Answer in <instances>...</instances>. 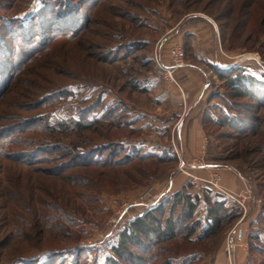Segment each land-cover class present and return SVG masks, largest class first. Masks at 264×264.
<instances>
[{
  "label": "rangeland",
  "instance_id": "1",
  "mask_svg": "<svg viewBox=\"0 0 264 264\" xmlns=\"http://www.w3.org/2000/svg\"><path fill=\"white\" fill-rule=\"evenodd\" d=\"M66 1H79L88 23L75 27L78 22L72 20L53 30L48 55L35 66L37 75L28 88L33 100L16 99L12 91L19 89L0 98V264H105L119 236L106 235L114 212L147 187L164 189L167 197L189 184V192L199 194L177 165L201 157L208 167L185 170L205 178L218 172L220 189L238 194L247 188L253 205L216 235L199 240L206 229L205 196L223 199L220 191L205 187L195 213L202 226L188 239L160 242L138 255H155L158 263L165 259L163 264H227L224 249L232 240L235 251H242L239 264H264V107L253 113L261 120L255 132L252 127L228 128L229 117L241 115L236 109L246 111V100L230 97L228 86L207 63H197L204 55L198 59L190 53L193 24L208 22L216 42L220 24L233 23L229 16L236 7L251 11V0ZM40 5L41 0H0V20H27ZM217 14L226 18L216 22ZM175 42L182 45L187 65L201 66L209 76L208 94L198 110L204 136L198 154L187 160L183 154L194 145L181 121L188 117L179 108L183 88L175 74L177 85L164 79L155 60L156 54L163 61ZM259 44L232 51L215 44L212 60L226 64L227 55L238 62L254 59L261 65L248 69L264 80V36ZM246 61L244 66L249 65ZM166 84L175 85L179 93L173 89L174 97ZM46 90L58 94L41 108L35 100ZM31 102L33 110L26 109ZM19 120L28 121L25 130H7ZM62 122L66 128L58 126ZM44 143L51 145L50 152L33 153ZM238 183L240 188L233 189Z\"/></svg>",
  "mask_w": 264,
  "mask_h": 264
},
{
  "label": "trees",
  "instance_id": "2",
  "mask_svg": "<svg viewBox=\"0 0 264 264\" xmlns=\"http://www.w3.org/2000/svg\"><path fill=\"white\" fill-rule=\"evenodd\" d=\"M232 1L238 4L243 0ZM249 4L252 5L251 11L249 9L241 11L239 7H236L229 16L233 23L220 24L221 32L216 44L224 50L232 51L238 47H248L247 50H252L264 36V21L261 18L264 16V0H251ZM80 6L79 1L69 3L66 0H41V5L36 10L34 9L27 20L19 16L2 17L0 20V98L11 89H19L12 91L16 99L33 100V92L28 88L33 86V75H37L34 71L35 66L40 65L39 60L41 58L44 60L48 55L46 50L52 42L53 30L67 27L69 25L67 23L72 20L78 22L75 27L82 22L84 26L88 23L89 18H84L78 9ZM221 16L215 15L216 22L226 18ZM72 34L70 31V35ZM185 36H191V33ZM261 46L264 48V44ZM207 65L228 86L230 97L246 100L248 105V107L246 104L242 105L246 111L236 109L241 115L237 114L234 119L229 117L227 127L238 131L252 127V132H255L260 128L261 120L253 113L264 107V80L257 77L251 70L237 64L230 63L222 69L210 62ZM262 74L264 76V73ZM51 92L53 91L43 92L36 98L35 104L46 108V101L49 97L58 94H50ZM29 104L32 107L26 109L33 110V102ZM26 122L28 121L19 120L16 122V127L8 124L6 128L10 132L25 130L28 126ZM32 122L36 124L38 120L34 119ZM34 124H32L33 128ZM65 124L67 122L59 123L58 126L66 128ZM2 149L3 146L0 145V154ZM35 150L50 152L51 145L44 143L40 147H34L33 153ZM173 156L176 158L174 154ZM36 172L38 173L39 170ZM188 186L190 185L186 184L159 203L147 206L141 211L135 210L137 213L133 221L127 228L120 231L115 242L111 244V254L107 256L105 264H163L165 259L158 263L155 255L141 256L138 252H144L145 249L148 252L149 247L176 237L182 236L188 239L197 228L202 226L201 222L195 219V213L197 202L200 196L203 197L204 189L200 194H192ZM204 203L207 204L204 212L206 229H202L199 233V240L216 235L242 213L237 207L229 210L224 199L220 200L215 197L210 199L209 196H205Z\"/></svg>",
  "mask_w": 264,
  "mask_h": 264
},
{
  "label": "built area",
  "instance_id": "3",
  "mask_svg": "<svg viewBox=\"0 0 264 264\" xmlns=\"http://www.w3.org/2000/svg\"><path fill=\"white\" fill-rule=\"evenodd\" d=\"M169 47L170 48L168 52L169 53L168 63H165L162 60H160L156 54H155V60L158 68L161 70L163 74L164 79H166L169 83H175L177 85V82L174 77L175 71L177 68L187 65V61H186L184 49L180 43L177 42L171 43ZM226 58L232 59V61L238 60V58L232 55H227ZM218 67L223 68L224 65L219 64ZM206 149H207V139H204V142L202 144L203 154L206 153ZM185 166H187L188 169L194 167L206 168L208 166L204 165L203 157H201L200 159L192 160L190 164H185L183 161L179 160V163L177 165V171L184 173L185 176H187L190 179L193 190L196 189L197 191H199V194L200 192H202V190L205 187L215 191L218 190L221 192L222 194L221 196L226 201V205L228 207H237L241 209L242 212L246 211L249 205L253 202L250 201V195L247 188L238 194H233L231 192L220 189L219 182L221 177L218 172L213 171L209 173L208 176L205 178L191 174L189 171L185 170ZM166 194L167 193L164 189L159 190L154 187H147L138 196H136L133 199V201L124 203L120 208H118L114 212L113 217L109 221V226L107 228L108 232H106V235H111L112 233L119 235L120 231L127 228L130 222L133 221L137 211H141L145 209L147 206L158 203L159 201H161V199H164L166 197ZM237 234L241 236V231L240 233L238 232ZM231 242L232 240L230 242L227 241L225 248V256L227 257V264H234L235 245ZM241 246L243 248L246 247V245L244 244H242ZM208 264H221V263L210 262Z\"/></svg>",
  "mask_w": 264,
  "mask_h": 264
},
{
  "label": "crops",
  "instance_id": "4",
  "mask_svg": "<svg viewBox=\"0 0 264 264\" xmlns=\"http://www.w3.org/2000/svg\"><path fill=\"white\" fill-rule=\"evenodd\" d=\"M190 30H191L192 34L195 36V41H194V44L192 45V50L190 51V53L191 54L193 53L198 59H199L201 54L204 55V60H202V58H200V60H202V61H199L197 63H201V65H202L203 63L210 62V63L215 64L218 67L219 64H217L216 61L212 60L214 57L213 53H214L215 48H216L215 47L216 42H215V36H213L211 34L210 24L208 22L203 21V20H199L195 24L192 25V29H190ZM215 59H217V58H215ZM246 60H248V63H249L248 66H244L242 64L244 62H247ZM246 60L238 62V60L232 61V59H226L225 60L226 64H220V65H224L223 68H225L226 66H228V64L233 63V64L240 65L242 67H245L247 69L250 67V69H251V68H254L255 66H257V64H259L254 59H246ZM168 61H169V58H168V51H167L166 57L164 55L163 62H168ZM260 65L261 64H259V66ZM200 67L201 66L192 67L190 64H188V65H185V66H182V67H179L176 69L175 77L178 80L179 84L183 88V89H181L182 94L179 93V91L175 87V85L166 84L167 87H170V90L174 94V97L177 94L176 92L179 93L178 98L180 101V104H179L180 110H182L183 112H188L187 121L186 120L183 121L184 120L183 118L181 121H182L183 126L185 124L186 131L188 130L189 140H190V142L193 143L194 146L190 147V152H188L187 154L186 153L183 154L184 157H186L185 160H187V158H189L191 155L198 154L197 152H198L199 147L197 146V144H200L202 142V139L204 136L203 131L201 130V123H200L201 116H200L198 110L202 107L203 101L205 99V95L208 94V91L206 93H205V91L207 90V88L209 86L207 84V81L209 80V76L206 75L207 73L205 74V71L202 70ZM214 76H215V74H214ZM183 112H182V114H183ZM183 117H184V115H183ZM184 131L185 130H183V128H182L183 133H184ZM182 132L180 133V136L182 137L181 139L183 140V133ZM190 135H192V137H190ZM179 143H180V146L182 147V149L184 151L185 150L184 144H181V142H179ZM200 148H201V146H200ZM200 153H201V151L199 152V154ZM199 156L197 155L194 157H199ZM230 174L233 178L235 177L239 181L238 177H236L232 173H230ZM185 178H186V181H189V178L187 176ZM223 178H224V176H223ZM184 183L182 186L185 185ZM228 185H226V186L228 187ZM232 187H233V189L234 188L239 189L240 183H238V186H232ZM191 190L192 189H190L189 191H191ZM245 224L246 223H242L240 226L241 227L240 230H238L237 232L240 233V231H241V233H244L245 229L242 228V225H245ZM231 230H232V228H231ZM241 236H242V234H241ZM238 252H242V251H235L234 264H239L238 256L240 254ZM224 253H225V249H224ZM243 253L246 254L247 252H243Z\"/></svg>",
  "mask_w": 264,
  "mask_h": 264
},
{
  "label": "bare ground",
  "instance_id": "5",
  "mask_svg": "<svg viewBox=\"0 0 264 264\" xmlns=\"http://www.w3.org/2000/svg\"><path fill=\"white\" fill-rule=\"evenodd\" d=\"M216 36H217V34H216Z\"/></svg>",
  "mask_w": 264,
  "mask_h": 264
},
{
  "label": "snow or ice",
  "instance_id": "6",
  "mask_svg": "<svg viewBox=\"0 0 264 264\" xmlns=\"http://www.w3.org/2000/svg\"><path fill=\"white\" fill-rule=\"evenodd\" d=\"M37 2H38V0H37Z\"/></svg>",
  "mask_w": 264,
  "mask_h": 264
}]
</instances>
